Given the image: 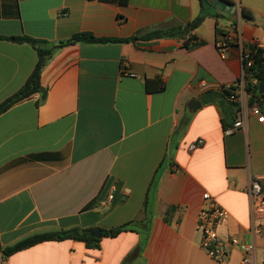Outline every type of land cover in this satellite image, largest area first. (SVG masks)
I'll return each instance as SVG.
<instances>
[{"label":"crops","instance_id":"0c3cea01","mask_svg":"<svg viewBox=\"0 0 264 264\" xmlns=\"http://www.w3.org/2000/svg\"><path fill=\"white\" fill-rule=\"evenodd\" d=\"M177 29L58 46L80 33L129 39ZM234 35L221 55L216 41ZM0 36L51 49L39 76L44 98L35 93L0 115V264H240L236 247L225 263L200 247L204 193L227 212L219 235L252 244L264 264L248 194L253 177L264 191V123L248 115L242 87L234 100L221 91L241 78L244 49L257 45L264 58V0H0ZM37 60L31 45L0 40V103ZM146 80L163 90L147 92ZM193 100L200 106L189 107ZM259 105L264 114V97ZM239 111L243 126L225 135ZM126 223L97 248L47 241L1 258L35 234Z\"/></svg>","mask_w":264,"mask_h":264},{"label":"trees","instance_id":"16d2710c","mask_svg":"<svg viewBox=\"0 0 264 264\" xmlns=\"http://www.w3.org/2000/svg\"><path fill=\"white\" fill-rule=\"evenodd\" d=\"M101 2L115 3L118 5H126L128 0H98ZM201 5L203 0H199ZM243 17L250 18V14L242 9L241 11ZM202 19V15L196 18L194 21L189 23L184 31L187 29H193ZM181 32V29L172 30L168 33L153 32L141 37H131L129 39H118V38H97L90 33H80L73 35L70 39L59 43L58 46L73 44L76 42L82 43H108V42H125L135 39H153V38H166L172 37L175 33ZM0 40H9L15 43H27L31 45L38 54L37 63L27 78L24 85L14 94L6 98L3 102L0 103V115L9 109L15 103L30 97L35 93H41L42 98H44L45 92L39 85V76L41 68L44 64L45 57L50 53L51 49L44 48L43 41L33 39L27 36H17V37H3L0 36ZM185 46L188 47L189 43H185ZM248 49L251 51L253 63L250 68L245 69V87L244 90L249 96V104L252 105L255 102L260 101L264 97V93L260 94L258 92V85L264 79V58L263 51L256 46H249ZM253 80H256L257 84L253 83ZM164 86L159 80H146L145 81V90L149 93L161 92ZM224 95H228V91L221 90ZM130 223H126L122 226L116 227L110 230H101L102 237L114 238L122 231L128 230ZM94 232L92 229H79L74 228L70 230H59L55 232H47L35 234L29 237H26L12 246L6 247L1 251V258L4 262L12 254L27 249L36 244L47 242V241H63V240H74L82 242L87 248H97L99 245V238H94L91 236V233Z\"/></svg>","mask_w":264,"mask_h":264},{"label":"built area","instance_id":"2783aa9c","mask_svg":"<svg viewBox=\"0 0 264 264\" xmlns=\"http://www.w3.org/2000/svg\"><path fill=\"white\" fill-rule=\"evenodd\" d=\"M238 42L237 35L221 37L215 43L217 51L222 55L227 50L231 43ZM256 48L259 46L256 45ZM253 59L251 51L246 48L242 51L243 72L239 81L234 84H229L221 87V90L228 91L227 98L234 100L238 88L245 87V69L252 66ZM257 84L256 80H253ZM239 111L238 117L232 124L225 129L224 134L230 135L233 131L238 130L243 126L241 114ZM245 115V114H244ZM248 115L254 117L258 123H264V114L258 102L253 103L248 108ZM191 147H194L191 146ZM260 178L253 177L250 180L248 194L250 199V213L254 225V232L261 233L264 231V191ZM111 199L112 196H109ZM203 205L201 206L196 227L200 234V247L205 251L210 259L217 263H225L230 256V251L236 247L241 253L240 264H258L256 260L255 248L252 244L241 242L236 237L223 238L217 232V227L227 218V212L221 208L216 201L208 193L202 195Z\"/></svg>","mask_w":264,"mask_h":264},{"label":"water","instance_id":"95a60500","mask_svg":"<svg viewBox=\"0 0 264 264\" xmlns=\"http://www.w3.org/2000/svg\"><path fill=\"white\" fill-rule=\"evenodd\" d=\"M258 92L260 93V94H263L264 93V79L259 83V85H258ZM197 105V106H200V103L198 102V101H195V100H193V101H191L190 103H189V107L190 106H193V105ZM91 236L92 237H94V238H100L101 237V233H100V231L99 230H96V231H94V232H92L91 233Z\"/></svg>","mask_w":264,"mask_h":264},{"label":"rangeland","instance_id":"374dc122","mask_svg":"<svg viewBox=\"0 0 264 264\" xmlns=\"http://www.w3.org/2000/svg\"><path fill=\"white\" fill-rule=\"evenodd\" d=\"M40 93V92H39Z\"/></svg>","mask_w":264,"mask_h":264}]
</instances>
